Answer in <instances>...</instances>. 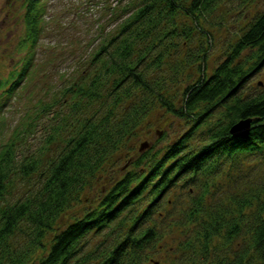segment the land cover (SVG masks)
Listing matches in <instances>:
<instances>
[{
	"label": "trees",
	"instance_id": "1",
	"mask_svg": "<svg viewBox=\"0 0 264 264\" xmlns=\"http://www.w3.org/2000/svg\"><path fill=\"white\" fill-rule=\"evenodd\" d=\"M225 1L230 0L129 1V14L102 38L93 55L91 64L97 68L64 88V96L70 94L72 114L83 106L98 108L72 117L75 121L62 131L65 138L49 137L61 139V145L48 157L32 152L16 160L10 143L3 144L0 264H145L155 242L169 231L165 221L177 210L174 221L186 232L178 247L180 253L190 254L191 264H264V180L234 194L228 204L209 199L207 190L210 196L215 193L211 189L197 192V180L206 188L222 174V164L238 163V154L264 155V84L259 81L263 86L252 94L243 91L264 64V8L252 14L251 5L259 0H234L245 8L246 23L234 30L237 37L226 44L225 58L207 73L213 32L205 22ZM38 4L40 0H25L29 30L25 40L31 45L22 46L29 55L20 70L13 68L9 77L0 78V97L12 96L31 66L41 32L43 8ZM179 76L186 83L180 95L169 87V79L179 81ZM156 103L169 113L190 118V129L163 149L148 141L131 159V169L112 179L96 203L62 221V214L81 200L79 193L103 168L105 159L126 138L136 136ZM219 107L224 122L220 119L202 138L192 140L195 130ZM240 119H250L251 128L247 135L235 137L230 126ZM67 120L64 115L60 121L65 126ZM12 165L23 177L33 178L34 188L6 201L13 193L8 187ZM176 187H187L189 203L162 213L170 203L167 195ZM94 233L115 236L105 245L87 247L88 236ZM240 236L248 237L247 243L242 242L232 257L215 248L219 239L227 243ZM14 237L19 240L12 245Z\"/></svg>",
	"mask_w": 264,
	"mask_h": 264
},
{
	"label": "rangeland",
	"instance_id": "2",
	"mask_svg": "<svg viewBox=\"0 0 264 264\" xmlns=\"http://www.w3.org/2000/svg\"><path fill=\"white\" fill-rule=\"evenodd\" d=\"M129 1L131 4L135 3L133 0H40L38 6L43 8L41 32L36 46L33 47L31 66L27 69L24 79L20 80L13 95L0 97V153L6 142L13 147L16 160L32 152L38 157L45 156V153L47 157L49 153L50 155L56 153L61 145L58 141L61 139L51 140L49 137L65 138L62 131L70 127V122L75 121L73 118L76 115L70 110V94L64 96L66 93L64 88L70 87L74 81H80V77L89 69L93 71L97 68L91 64L93 55L98 52L102 38L113 33L129 14L126 10ZM263 8L264 0H259L251 5V13ZM24 11L25 0H0V77H6L10 69L15 67L16 61L26 54V47L21 45L27 42L24 37L29 33L23 17ZM244 11L245 8L240 9L234 0L225 1L205 22L206 27L213 32L205 60L207 73L225 58L229 49V45L226 44L237 37L234 30L246 23L245 18L242 17ZM197 38L198 36L194 37L192 42ZM257 69L244 85L243 91L247 95L258 91L264 84V64ZM85 78L91 79L90 76ZM185 84L182 76H179V81L173 82L169 79V87H174L173 90L178 89L179 95ZM90 108L83 106L76 116L85 110L91 112L98 107ZM223 112L221 107L213 109L206 121L195 130L192 140L202 138L207 134L209 127L213 123H218L220 119L224 122ZM64 115L68 118L65 126L63 121H60ZM145 117V124L140 127L136 136L126 138L124 145L119 146L108 159H105L103 168L79 193L81 200L77 203L76 200L73 206L62 214V221L70 219V215L74 213L80 215L83 209L96 203L99 193L101 190L106 191L112 179H119L125 170L131 169V159L144 150V148L140 149L143 141H149L150 144L156 145L155 148L163 149L168 142L182 136L192 125L190 118L169 113L158 103L153 105ZM235 160L237 164L231 162L222 164L224 171L213 183L208 182L206 188L202 185V180H197V192L211 189L215 193L210 196L207 190L209 199L213 201V197L218 198L228 204L231 196L245 193L248 187L264 180L262 153L238 154ZM12 168L13 181L8 187L13 193L6 201H15L20 198V192L34 188L30 184L33 178L23 177L16 167L12 165ZM190 196L187 187L174 188L167 195L170 203L164 207L162 213H165L164 210L186 205ZM2 203L4 204L5 200ZM177 213L178 210L173 213L174 215L170 214L165 221L170 225L169 231L165 230L164 236L155 242V249L150 253L151 260L145 264H191L187 257L189 253H180L182 250L178 247L185 239L186 232L182 225L174 221ZM29 227L26 225L25 231L30 232ZM22 234L26 235L25 232ZM23 235L20 241L24 240ZM114 236L115 233L105 236L101 233L89 235L87 247L105 245L110 239L111 242ZM247 238L240 236L227 243L219 239L215 248L221 255L232 257L234 250L247 243ZM11 240L14 245L19 239L14 237Z\"/></svg>",
	"mask_w": 264,
	"mask_h": 264
},
{
	"label": "water",
	"instance_id": "3",
	"mask_svg": "<svg viewBox=\"0 0 264 264\" xmlns=\"http://www.w3.org/2000/svg\"><path fill=\"white\" fill-rule=\"evenodd\" d=\"M251 128V120L250 119H240L236 122H234L230 126V134H232L235 137L245 136L250 131ZM148 146L147 141H143L141 143L140 149H143Z\"/></svg>",
	"mask_w": 264,
	"mask_h": 264
}]
</instances>
